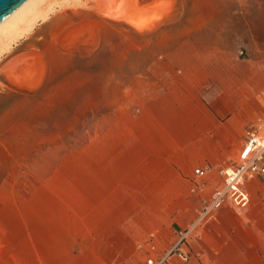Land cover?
<instances>
[{
	"label": "crops",
	"instance_id": "crops-1",
	"mask_svg": "<svg viewBox=\"0 0 264 264\" xmlns=\"http://www.w3.org/2000/svg\"><path fill=\"white\" fill-rule=\"evenodd\" d=\"M137 2L156 6L153 0ZM98 14L97 21L122 29L124 35L150 37L156 50L167 45L171 51L162 56L189 49L185 64L139 68L137 87L126 66L113 79L114 87L136 95L132 98L138 106L128 118L124 115L122 127L108 128L100 139L106 137L108 149L106 180L100 176L99 182L113 186L100 200L117 208L115 214L96 215L85 244L80 231L69 244L57 237L36 241L32 217L0 216V264H99V249L169 251L221 183L219 170L233 163L247 132H259L256 124L264 121V76L252 65L226 59L221 43L226 28L193 23L175 34L163 31L160 18L151 28L138 30L124 18ZM196 35L210 40L202 53ZM198 169L206 170L205 175L196 174ZM260 184L263 178L249 182V205L221 209L178 247L170 264H264V210L255 207ZM84 245L90 248L86 257L76 251Z\"/></svg>",
	"mask_w": 264,
	"mask_h": 264
},
{
	"label": "rangeland",
	"instance_id": "rangeland-1",
	"mask_svg": "<svg viewBox=\"0 0 264 264\" xmlns=\"http://www.w3.org/2000/svg\"><path fill=\"white\" fill-rule=\"evenodd\" d=\"M79 1L76 6L57 7L48 21L38 22L0 56V216L32 217L36 241L57 237L69 244L80 231L85 244L96 215L115 214L117 208H108V201L100 200L113 187L99 182L100 176L106 180L108 149L106 137L100 139L108 128L122 127L124 115L128 118L138 106L132 98L136 95L114 87L113 79L121 77L126 66L131 84L137 87L139 68L185 64L189 52L180 55L174 50L173 55L162 56L171 51L167 45L156 50L150 37L145 41L138 32L124 35L122 29L97 21L92 0ZM157 1L164 32L180 34L191 24L204 22L226 28L221 42L226 59L242 67L252 65L264 76V0ZM194 42L202 53L210 40L196 35ZM23 53H27L25 66L32 64L28 68L23 64L25 71L20 65L17 77H9L2 68ZM256 129L263 133L264 121ZM240 150L226 167L235 164ZM255 193V207L264 210V184ZM126 204L134 208V202ZM220 210L191 235L214 221ZM76 251L90 255L85 245ZM148 251L99 249V264H145L148 258L158 259L168 252Z\"/></svg>",
	"mask_w": 264,
	"mask_h": 264
},
{
	"label": "bare ground",
	"instance_id": "bare-ground-1",
	"mask_svg": "<svg viewBox=\"0 0 264 264\" xmlns=\"http://www.w3.org/2000/svg\"><path fill=\"white\" fill-rule=\"evenodd\" d=\"M137 1L138 0H102L101 2H99V0H92V4L94 5L93 6L94 9H96L97 12L102 14V17L106 18V16H108L110 18L111 17L112 18L113 17L124 18L125 20H127L130 23V25H133L138 30H144L145 28H148V27L150 28L154 24H156V22L160 18H163L164 15H162V17H161V15L158 12L152 10L153 7H150V5L145 4V5H147L146 7L145 6L141 7V5L139 4L140 2L138 3ZM158 2L159 1L156 0L155 4ZM79 3H80L79 0H25L22 4H20V6H18L13 12H11L7 17H5L0 22V56L5 51H8L11 48V46L20 37L30 33L34 29V27L37 25L38 22L48 21V19H50L52 17V14L54 12L58 11V10H55L57 7L59 9H62V6H65V5L76 6ZM155 4H153L152 6H154ZM173 7H174V5H173ZM173 7H171V8L173 9ZM165 10L167 11L168 9L165 8ZM158 11H161V10L158 9ZM169 11L170 10H168V14L170 13ZM165 19H167V18H165ZM49 23H51V22H49ZM59 40H61V39H59ZM27 53L21 54L20 57L19 56L13 57L8 63H6V65L4 64L5 66L2 68L3 72H5L9 77H13V78L17 77V69L20 65H22V70H24L23 64L25 63V61L27 59L26 58ZM38 58H39V56H38ZM35 63L38 64L37 62H35ZM26 64L30 65L32 63L30 62V64H28V63H26ZM24 66H25V64H24ZM1 67H2V65H1ZM36 67H37V65H36ZM27 68H28V66H27ZM40 74H41V72H40ZM22 78L25 79L24 77H22ZM20 79H19V81H20ZM34 79H36V77ZM12 80H14V79H12ZM21 81H22V79H21ZM21 81L19 83H21ZM13 82H15V81H13ZM31 82H32V80H31ZM40 82H42V80ZM19 83L17 82V84H19ZM0 85H2V84H0Z\"/></svg>",
	"mask_w": 264,
	"mask_h": 264
},
{
	"label": "built area",
	"instance_id": "built-area-1",
	"mask_svg": "<svg viewBox=\"0 0 264 264\" xmlns=\"http://www.w3.org/2000/svg\"><path fill=\"white\" fill-rule=\"evenodd\" d=\"M205 171L198 169L196 174L204 176ZM219 172L223 176V180L214 189L205 206L198 212L195 221L181 232L176 244L165 255L158 259L148 258L145 264H170V256L186 241L191 232L213 217L218 210L228 204L239 207L249 205V182L258 178L264 179V132L249 130L235 164L222 168ZM183 259L188 260L186 256Z\"/></svg>",
	"mask_w": 264,
	"mask_h": 264
},
{
	"label": "water",
	"instance_id": "water-1",
	"mask_svg": "<svg viewBox=\"0 0 264 264\" xmlns=\"http://www.w3.org/2000/svg\"><path fill=\"white\" fill-rule=\"evenodd\" d=\"M24 1L25 0H0V22ZM156 8L157 7L155 6L152 10L157 12Z\"/></svg>",
	"mask_w": 264,
	"mask_h": 264
}]
</instances>
